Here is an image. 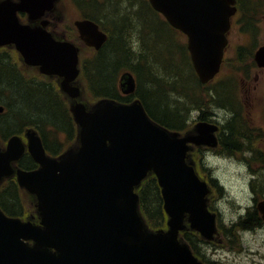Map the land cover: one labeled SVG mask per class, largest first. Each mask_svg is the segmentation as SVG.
Returning a JSON list of instances; mask_svg holds the SVG:
<instances>
[{
	"label": "water",
	"instance_id": "water-1",
	"mask_svg": "<svg viewBox=\"0 0 264 264\" xmlns=\"http://www.w3.org/2000/svg\"><path fill=\"white\" fill-rule=\"evenodd\" d=\"M177 29L189 36V50L202 82L219 70L225 33L234 0H150ZM83 40L100 48L106 36L88 21L77 22ZM2 44H15L29 65L63 78L61 89L72 98L81 90L77 79L78 49L17 22L2 24ZM264 57V49L260 51ZM264 64V59L261 61ZM124 93L136 90L131 73L122 77ZM79 127L77 148L58 159L48 158L41 139L28 131L29 149L41 168L19 172L22 187L35 194L41 225L5 217L0 211V264H191L187 245L178 241L187 215L193 229L207 238L216 232L215 216L207 209L209 188L187 163V136L153 123L138 100L131 105L101 101L88 111L72 106ZM205 130V129H204ZM24 147L19 138L0 154V181L12 175L11 162ZM156 174L162 188L169 230L150 232L139 210L136 189ZM33 240L25 244L22 240Z\"/></svg>",
	"mask_w": 264,
	"mask_h": 264
},
{
	"label": "trees",
	"instance_id": "trees-1",
	"mask_svg": "<svg viewBox=\"0 0 264 264\" xmlns=\"http://www.w3.org/2000/svg\"><path fill=\"white\" fill-rule=\"evenodd\" d=\"M82 1L110 28L111 34L109 43L84 65V76L94 98L108 97L128 102L131 98L121 96L118 88L120 73L128 68L139 74L137 97L141 98L149 115L171 130H181L191 111L196 108L203 109L205 113L210 107H218L225 112H235L239 117L232 87L212 90L215 93L209 91L206 96L201 93V85L191 69L186 50L176 42L174 35L169 36L163 53L166 59H152V53L144 41L145 23L147 25L144 19L150 11L140 0ZM184 67L189 70L184 71ZM0 96L2 105L8 109L6 114L0 115V133L4 137L19 133L26 126H34L42 132L46 143L53 142L56 147L59 146L57 136L60 132L73 139L70 113L52 87L24 79L15 66L4 60L0 68ZM239 121L238 118L229 119L226 125V130L232 134L233 140L230 142L234 147H238L240 138ZM139 195L148 223L153 227L163 225L166 218L155 177L145 181ZM0 206L11 215H27L25 200L14 183H8L0 191ZM252 222H258L256 214L248 216L244 225Z\"/></svg>",
	"mask_w": 264,
	"mask_h": 264
},
{
	"label": "flooded vegetation",
	"instance_id": "flooded-vegetation-1",
	"mask_svg": "<svg viewBox=\"0 0 264 264\" xmlns=\"http://www.w3.org/2000/svg\"><path fill=\"white\" fill-rule=\"evenodd\" d=\"M5 1L7 0H0V4ZM30 1H32L34 5L39 4L40 10H42L40 17L33 21L35 25H41L43 22H47V29L54 32L59 29L65 30L67 28V25H65L66 16L63 13V8L67 5L69 0H54L53 3L52 0H10L13 6L15 8H18L16 11V16L22 23L31 22L29 13L25 11ZM245 23H251L250 28L254 33H257L259 29H262V25L264 23V0H243V24ZM66 32H68V30H66ZM10 52L14 53L12 47L0 49V68L2 67L3 60L6 61L9 65L15 66V64L12 62V56ZM243 54L245 56H243V63L241 64V67L243 68V87L241 96V109L240 112L238 111L239 117L235 115V112H225L224 109V115L222 114V116L216 114V111H211L209 113L211 117H215V115H217L215 119L221 122L223 127L219 135L221 148L219 147L220 149L218 148L217 150H214L212 152V155H215L216 157H223L226 156V153H228L227 151H229L230 149H235L242 154L243 159L242 151L246 147L245 142L248 141L252 135L251 140L253 147L251 148L256 152L259 162L264 163V104L260 106L259 112H254L253 114L251 110V107L253 108L255 106L254 104H252V99L254 97H261L260 88H257L254 95L253 89L256 86L258 77L262 72H264V70H255V67L253 66L256 65L254 52L249 53L247 49L243 47ZM248 76H250V78H248ZM35 82L39 83V80H35ZM1 101L2 99L0 96V102ZM233 118H238L240 120V138L237 143L238 147H234V145L230 142L232 139V134L226 130L228 120ZM256 139L257 144L255 143ZM26 168L33 169L34 165L32 164L26 166ZM261 189H264V185L261 186ZM260 194L261 193H258V196ZM263 198L264 195L262 194V199ZM248 207H253V201L250 203V206H247V208ZM246 215L247 213L244 216ZM241 217H243V215ZM260 222H262V220H260L259 223ZM252 223L245 228H251L253 226ZM236 224L238 225V222ZM261 224H263V222ZM210 248V244L197 246L196 255L202 264H215L216 261L211 260L212 256L210 254Z\"/></svg>",
	"mask_w": 264,
	"mask_h": 264
},
{
	"label": "rangeland",
	"instance_id": "rangeland-1",
	"mask_svg": "<svg viewBox=\"0 0 264 264\" xmlns=\"http://www.w3.org/2000/svg\"><path fill=\"white\" fill-rule=\"evenodd\" d=\"M67 15L68 19L71 21L75 20L78 16L75 7L70 6L68 3ZM133 19L136 18L133 17ZM144 20L147 22V25L145 23L146 30L144 34V41L147 49L152 53V59L153 57L155 59L157 57H165L163 53L166 51L169 36L173 37L174 33L168 31L166 25H161L162 19L158 13L154 14L153 12H148L146 13ZM175 37L177 40H181L180 35ZM231 40L233 46H236L238 43L243 44V35H241V32L234 28L233 33L231 34ZM257 42H259V44L264 42V23L257 37ZM188 70L189 69L187 67H184V71ZM227 71L228 70L225 71V74ZM136 75L139 78V74L137 72ZM257 88H260L261 90V97H254L252 99V104L255 105L253 108L251 107L253 114L254 112H259L260 106L264 104V73H261L258 77L256 86L253 89V95L255 94ZM212 165L216 176L221 180L227 192H230L232 196V199H230L231 201H226L222 204V209L226 212V218H229V211L231 209L235 211L234 205L236 202L243 204V200L247 197V193L243 191L245 190L243 178L248 175L249 170L245 172L243 168L225 161H217L212 163ZM243 250V258L237 261L238 264H264V234L262 236L248 234L243 237Z\"/></svg>",
	"mask_w": 264,
	"mask_h": 264
},
{
	"label": "bare ground",
	"instance_id": "bare-ground-1",
	"mask_svg": "<svg viewBox=\"0 0 264 264\" xmlns=\"http://www.w3.org/2000/svg\"><path fill=\"white\" fill-rule=\"evenodd\" d=\"M212 102V101H211ZM212 105V104H211ZM214 105V104H213Z\"/></svg>",
	"mask_w": 264,
	"mask_h": 264
}]
</instances>
